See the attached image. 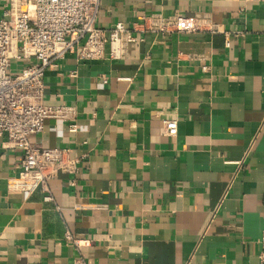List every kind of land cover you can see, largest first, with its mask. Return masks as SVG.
<instances>
[{
	"label": "crops",
	"instance_id": "1",
	"mask_svg": "<svg viewBox=\"0 0 264 264\" xmlns=\"http://www.w3.org/2000/svg\"><path fill=\"white\" fill-rule=\"evenodd\" d=\"M174 12H209L219 31L135 32L122 58L73 52L45 71L44 103L74 113L29 139L79 163L45 202L9 188L21 152L0 138V264H258L264 2L105 0L95 24ZM66 230L90 242L77 250Z\"/></svg>",
	"mask_w": 264,
	"mask_h": 264
},
{
	"label": "built area",
	"instance_id": "2",
	"mask_svg": "<svg viewBox=\"0 0 264 264\" xmlns=\"http://www.w3.org/2000/svg\"><path fill=\"white\" fill-rule=\"evenodd\" d=\"M103 1L0 0V138H5V146L21 152L17 174L9 180L11 189L40 190L43 201L52 202L49 182L77 170L79 160L69 148L43 147L29 139L42 130L46 119L64 121L73 116L74 107L43 101L45 71L58 60L73 52L77 60L122 58L127 45L138 39L135 32L219 31L209 12L191 16L152 13L132 26L116 22L109 28L98 27L95 21ZM69 128L74 130V125ZM65 242L79 250L90 240L66 230ZM258 246V264H264V230ZM65 264L91 263L79 253Z\"/></svg>",
	"mask_w": 264,
	"mask_h": 264
}]
</instances>
